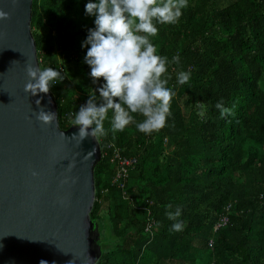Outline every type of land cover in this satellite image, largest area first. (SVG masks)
<instances>
[{
	"label": "trees",
	"instance_id": "1",
	"mask_svg": "<svg viewBox=\"0 0 264 264\" xmlns=\"http://www.w3.org/2000/svg\"><path fill=\"white\" fill-rule=\"evenodd\" d=\"M88 2L33 0L41 68L64 77L51 86L64 129L104 83H93L84 62L95 27ZM156 26L149 39L168 59L172 115L151 135L135 123L113 135L111 113L104 122L91 211L96 264H264V0H188L178 23ZM218 101L230 115L221 118ZM115 147L136 158L121 179ZM169 204L182 209V231L172 230Z\"/></svg>",
	"mask_w": 264,
	"mask_h": 264
},
{
	"label": "water",
	"instance_id": "2",
	"mask_svg": "<svg viewBox=\"0 0 264 264\" xmlns=\"http://www.w3.org/2000/svg\"><path fill=\"white\" fill-rule=\"evenodd\" d=\"M0 8L11 14L0 21V264H96L100 141L72 139L78 126H60L51 89L25 92L27 65L41 68L33 0H0ZM40 107L56 114L52 125L36 118Z\"/></svg>",
	"mask_w": 264,
	"mask_h": 264
},
{
	"label": "clouds",
	"instance_id": "3",
	"mask_svg": "<svg viewBox=\"0 0 264 264\" xmlns=\"http://www.w3.org/2000/svg\"><path fill=\"white\" fill-rule=\"evenodd\" d=\"M187 6L188 0H89L85 13L95 18V27L88 30L82 43V47L87 48L84 62L91 68L93 83L98 84L101 78L104 83L98 89L94 88L86 104L72 114L74 118H70V123L78 126L72 139L81 143L92 137L98 142L107 136L109 130L104 122L109 120V113L113 135L133 123L146 135L158 133L166 126L176 93L166 86L167 79H162L167 72L168 59L157 54L149 38L157 35V24L178 23ZM10 17L9 12L0 8V21ZM26 72L29 79L25 92L33 96L49 93L52 85L64 80L61 72L52 67L42 69L28 64ZM177 80L179 84H185L189 73L181 71ZM36 104L41 105V100ZM215 106L221 118L231 114L223 101H218ZM35 114L44 125H52L57 119L54 112L46 111L44 107ZM134 114L141 115L143 120L137 122ZM90 154H94V150ZM167 208L168 218L176 221L172 230L182 231L183 223L178 220L182 209L173 212L171 204Z\"/></svg>",
	"mask_w": 264,
	"mask_h": 264
},
{
	"label": "built area",
	"instance_id": "4",
	"mask_svg": "<svg viewBox=\"0 0 264 264\" xmlns=\"http://www.w3.org/2000/svg\"><path fill=\"white\" fill-rule=\"evenodd\" d=\"M110 157H111L112 162L118 163L117 174H118V177H120L119 179L127 177L129 165H132L133 163L136 162L135 157H132V156L131 157H124V156H122L120 149L118 147H115L113 149V152L110 155ZM150 223L152 224V223H154V221L152 219H149L148 224H147V230L149 229ZM221 224L222 223H218L216 227L217 228L220 227ZM211 264H214V263H211Z\"/></svg>",
	"mask_w": 264,
	"mask_h": 264
},
{
	"label": "rangeland",
	"instance_id": "5",
	"mask_svg": "<svg viewBox=\"0 0 264 264\" xmlns=\"http://www.w3.org/2000/svg\"><path fill=\"white\" fill-rule=\"evenodd\" d=\"M103 155H105V154H103ZM103 155H102V157H103Z\"/></svg>",
	"mask_w": 264,
	"mask_h": 264
}]
</instances>
